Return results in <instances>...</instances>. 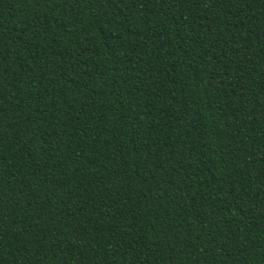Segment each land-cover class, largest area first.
<instances>
[{"label": "trees", "instance_id": "obj_1", "mask_svg": "<svg viewBox=\"0 0 264 264\" xmlns=\"http://www.w3.org/2000/svg\"><path fill=\"white\" fill-rule=\"evenodd\" d=\"M0 264H264V0H0Z\"/></svg>", "mask_w": 264, "mask_h": 264}]
</instances>
